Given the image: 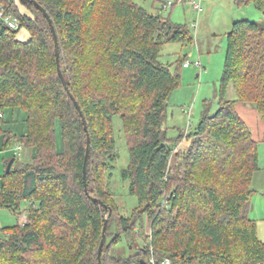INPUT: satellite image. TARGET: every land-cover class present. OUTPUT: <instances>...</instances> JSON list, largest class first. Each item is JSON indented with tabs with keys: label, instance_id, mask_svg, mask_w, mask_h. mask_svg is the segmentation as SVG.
Returning <instances> with one entry per match:
<instances>
[{
	"label": "trees",
	"instance_id": "16d2710c",
	"mask_svg": "<svg viewBox=\"0 0 264 264\" xmlns=\"http://www.w3.org/2000/svg\"><path fill=\"white\" fill-rule=\"evenodd\" d=\"M32 1L0 0L19 22L12 29L0 21V125L6 108L28 113V134L5 133V148L17 141L37 150L30 162L19 164L15 157L2 176L0 208L19 219L22 204L29 203L24 213L30 223L18 220L0 229V264H100L106 209L92 198L111 205L116 215L102 264H161L166 258L173 264H264V242L249 218L259 141L238 112V106H251L264 122V0H233L236 7L253 5L263 19L233 22L218 109L204 110L199 122L175 139L164 123L186 60L181 57L172 72L161 51L168 44L191 43L187 25L134 0ZM35 3L54 25L59 66L49 21ZM22 29L29 32L25 41L18 38ZM231 89L234 100L228 99ZM115 117L122 121L130 157L121 178L138 200L127 217L108 201L106 183L118 160ZM182 138L189 143L184 154L177 148ZM175 158L181 161L176 164ZM144 216L150 242L129 257L115 256L111 249Z\"/></svg>",
	"mask_w": 264,
	"mask_h": 264
},
{
	"label": "rangeland",
	"instance_id": "374dc122",
	"mask_svg": "<svg viewBox=\"0 0 264 264\" xmlns=\"http://www.w3.org/2000/svg\"><path fill=\"white\" fill-rule=\"evenodd\" d=\"M138 5L144 7L152 13H161L165 18H170L177 24H184L189 27L193 41L191 43H172L165 45L161 51V61L170 65L172 72L176 71L177 62L180 58H185L191 63L201 61L202 69L191 65L189 68L181 69L180 86L176 88L169 98L168 117L164 123L165 128H169L170 138L175 139L191 130L192 126L197 124L204 110L208 109L210 114H214L218 109V94L221 87V79L224 71V61L227 47V33L231 29L232 18L235 20H244L246 18L253 21H261L263 16L253 5L249 7L238 8L233 0H134ZM168 1L174 3V8H164L163 4ZM201 4V12L196 11L192 3ZM25 11V8H21ZM242 13L235 15L236 13ZM27 37L29 32L22 29L18 35L19 40ZM204 67V68H203ZM228 99H236L233 89L230 90ZM246 107L248 112L253 108ZM254 110V109H253ZM248 120V119H247ZM248 122V121H247ZM59 125V123H58ZM254 136L263 138L262 131L254 132V126L248 123ZM262 129L261 125H259ZM253 129V130H252ZM114 130L116 137V153L118 156L115 162V169L112 176L107 179V190L110 193L108 200L118 213L123 216H130L133 209L138 205V200L130 194L129 181L121 178V170L129 164L130 157L127 146V136L120 117L114 118ZM255 137V138H256ZM263 140V139H261ZM189 143L183 138L179 140L178 152L186 153ZM22 159H25L26 152H19ZM16 153H10L5 160L11 161L13 157L20 158ZM1 159V157H0ZM176 164L182 159L176 160ZM258 167L259 171L255 173L252 187L255 190L251 198L249 218L257 222L260 229V235L264 239V141L258 143ZM19 219L12 215L6 208H0V223L3 226H13L18 220L20 225L25 226L30 223V218L24 211ZM111 205H109L110 207ZM112 209V208H111ZM115 213V212H114ZM106 210L104 219H108L107 234H113L116 229L115 214ZM112 218V219H111ZM111 220V221H110ZM133 233L123 238L118 245H115L111 252L118 257H129L150 242L149 235L151 227L147 216L143 217V222H139ZM0 225V229L3 227ZM140 231L139 234H137ZM138 235V236H137ZM132 244V245H131Z\"/></svg>",
	"mask_w": 264,
	"mask_h": 264
},
{
	"label": "crops",
	"instance_id": "0c3cea01",
	"mask_svg": "<svg viewBox=\"0 0 264 264\" xmlns=\"http://www.w3.org/2000/svg\"><path fill=\"white\" fill-rule=\"evenodd\" d=\"M239 8V7H238ZM243 13V12H242ZM242 13H236L235 15H239ZM233 21H231V27L233 22L235 21V19L232 18ZM29 38V34H27V37L24 34V39L22 41H25ZM204 68V67H203ZM238 112L240 113L241 117L248 123H251V125H253L254 128V132L256 133L258 131L261 132L263 135V138H260L259 136H254V133H252L253 138L256 141H264V122L261 121L259 114L257 113V111L253 110L251 112L247 111L246 107L243 106H238ZM3 121L2 124L0 125V193L2 191V187H3V180H2V176L4 175L5 171H6V163H10V161H7L4 159V157H6L8 154H12V153H16L19 156L20 153L19 152H26L25 154V159H22L20 155V158H18V162L20 163H24V162H30L33 158L36 157L37 154V150L36 148H25L24 146L21 145V143L14 141L12 144H10V146L8 148H5V133H11V135L15 136V137H22V136H26L28 134V113L23 110L20 107L17 108H6L3 112ZM248 119V120H247ZM262 127V129L260 128V126ZM253 130V129H252ZM256 137V138H255ZM263 139V140H261ZM56 145H57V151L59 153L63 152V142H62V134H61V127L60 124L58 125V123L56 124ZM21 147V150H18V148ZM15 157H13L12 159H14ZM16 161V164L18 163ZM15 166V164H14ZM26 203L22 204V207H25ZM12 215H14L11 212ZM1 226H3L2 223H0ZM258 236L260 238V240H262L264 242L263 237L260 235V229L258 228Z\"/></svg>",
	"mask_w": 264,
	"mask_h": 264
},
{
	"label": "water",
	"instance_id": "95a60500",
	"mask_svg": "<svg viewBox=\"0 0 264 264\" xmlns=\"http://www.w3.org/2000/svg\"><path fill=\"white\" fill-rule=\"evenodd\" d=\"M21 1L23 3H25V4L33 3L32 0H21ZM35 5L38 7V9L40 11H42V13L45 15V17L49 21V24H50V27H51V30H52V33H53V36H54V40H55L56 57H57V62H58V66H59V56H60V54H59V44H58V37H57L56 31H55L54 25H53L52 20L50 19L49 15H48V13L39 4L35 3ZM59 76H60V78H61V80L63 82V85H64L66 91L68 92L69 96L71 97L72 101L74 102V105H75L77 111L79 112L80 116L82 117V121H83V125H84V128H85V131H88L87 122H86V119L84 118V114H83V112L81 110V107L78 104V102L76 101V99L73 96V94L71 93L69 87L67 86L66 81L64 79V76H63V74L61 72L60 67H59ZM90 151H91L90 137H88L87 153H86L85 164H84V182H85V184L87 182V168H88V160H89ZM14 160L15 159H12L10 161V163H9V165L7 167V172H10V170L12 168V165L14 163ZM92 200L94 202L100 204L104 209H106L109 212V215H111L112 209L110 207H108L106 204H104L99 199L92 198ZM107 226H108V219L105 220V225H104L103 234H102V240H101V244H100V247H99V250H98V260H99L100 264H102V253H103L104 247L106 246V243H107Z\"/></svg>",
	"mask_w": 264,
	"mask_h": 264
},
{
	"label": "built area",
	"instance_id": "2783aa9c",
	"mask_svg": "<svg viewBox=\"0 0 264 264\" xmlns=\"http://www.w3.org/2000/svg\"><path fill=\"white\" fill-rule=\"evenodd\" d=\"M15 3H19L20 0H13ZM174 3L171 2V1H168L164 8H171L173 7ZM192 6L193 8L198 11V12H201L202 8H201V4L200 3H196V2H193L192 3ZM0 21L7 24L10 28L12 29H18L19 28V22L17 19H15L12 15H7L5 13V10L3 8L2 5H0ZM191 65H194L195 67L199 68L200 70L202 69V63L201 61H195L193 63L189 62V61H186L185 64H184V67L185 68H188L190 67ZM2 116V115H0ZM18 150H21V147L18 148ZM152 263H154V261L152 260ZM161 264H173L172 261L169 259V258H166L164 259Z\"/></svg>",
	"mask_w": 264,
	"mask_h": 264
}]
</instances>
